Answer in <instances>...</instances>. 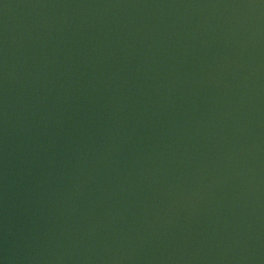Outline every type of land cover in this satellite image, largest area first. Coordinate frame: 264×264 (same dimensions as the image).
Wrapping results in <instances>:
<instances>
[{
  "label": "water",
  "instance_id": "water-1",
  "mask_svg": "<svg viewBox=\"0 0 264 264\" xmlns=\"http://www.w3.org/2000/svg\"><path fill=\"white\" fill-rule=\"evenodd\" d=\"M0 264H264V0H0Z\"/></svg>",
  "mask_w": 264,
  "mask_h": 264
}]
</instances>
